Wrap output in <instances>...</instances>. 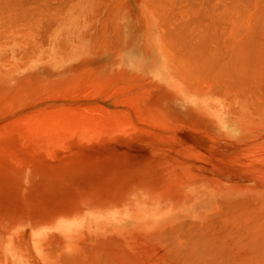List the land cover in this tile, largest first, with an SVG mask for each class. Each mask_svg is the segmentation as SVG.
I'll return each instance as SVG.
<instances>
[{
    "label": "rangeland",
    "instance_id": "rangeland-1",
    "mask_svg": "<svg viewBox=\"0 0 264 264\" xmlns=\"http://www.w3.org/2000/svg\"><path fill=\"white\" fill-rule=\"evenodd\" d=\"M263 9L0 0V264H187V234L240 236L220 251L235 259L264 244Z\"/></svg>",
    "mask_w": 264,
    "mask_h": 264
},
{
    "label": "bare ground",
    "instance_id": "bare-ground-1",
    "mask_svg": "<svg viewBox=\"0 0 264 264\" xmlns=\"http://www.w3.org/2000/svg\"><path fill=\"white\" fill-rule=\"evenodd\" d=\"M151 1H153V0H151ZM171 1H172V0H171ZM174 1H176V0H174ZM232 1H233V0H232ZM37 2H38V1H37ZM167 2H168V1H167ZM255 2H256V4H257V1H255ZM259 2H260V1H259ZM259 2H258V3H259ZM32 3H33V2H32ZM147 3H148V2H147ZM159 3H160V2H159ZM163 3H164V2H163ZM233 3H234V2H233ZM34 4H35V3H34ZM151 4H152V3H151ZM165 4H166V0H165ZM169 4H170V2H169ZM177 4H178V3H177ZM231 4H232V3H231ZM256 4H255V5H256ZM18 5H19V4H18ZM161 6H163V5H161ZM164 6H166V5H164ZM226 6H227V5H226ZM251 6H252V5H251ZM17 7H18V6H17ZM255 7H256V6H255ZM253 8H254V7H253ZM172 9H173V8H172ZM261 9H262V8H261ZM254 10H255V9H254ZM263 10H264V9H263ZM255 11H256V10H255ZM174 12H175V11H174ZM263 12H264V11H263ZM24 13H26V12H24ZM176 13H177V12H176ZM226 13H227V12H226ZM228 13H229V12H228ZM257 13H259V12H257ZM243 14H244V13H243ZM255 14H256V12H255ZM24 15H25V14H24ZM251 15H253V12H252ZM25 16L28 17L29 15H28V16L25 15ZM31 16H32V15H31ZM236 16H237V15H236ZM254 16H255V15H254ZM259 16H260V15H259ZM262 16H263V15H262ZM29 17H30V16H29ZM32 17H33V16H32ZM246 17H247V16H246ZM257 17H258V15H257ZM263 17H264V16H263ZM174 18H175V17H174ZM176 18H177V17H176ZM255 19H256V18H255ZM255 19H254V20H255ZM258 21H259V20H258ZM262 27H264V26L262 25ZM174 29H176V28H174ZM176 30H177V29H176ZM255 30H256V29H255ZM253 32H254V31H253ZM182 33H183V32H182ZM251 33H252V31H251ZM254 33H255V32H254ZM16 34H18V32H17ZM183 34H184V33H183ZM252 34H253V33H252ZM177 35L179 36V34H177ZM184 35H185V34H184ZM255 35L257 36V34H255ZM182 36H183V35H182ZM173 37H174V35H173ZM173 37H172V38H173ZM176 37H177V36L175 35V38H176ZM186 37H187V36H186ZM190 37H191V36H190ZM190 37H189V38H190ZM251 37H254V34H253V36H251ZM15 38H16V37H15ZM175 38H174V39H175ZM177 38H178V37H177ZM2 39H3V38H2ZM180 39H181V38H180ZM170 40H172V39H170ZM182 40H183V39H182ZM255 40H256V39H255ZM259 40H260V39H259ZM259 40H257V41H259ZM2 41H3V40H2ZM2 41H1V42H2ZM5 41H9V40H5ZM5 41H4V42H5ZM185 41H186V40H185ZM175 43H176V42H175ZM185 43H186V42H185ZM178 44H179V43H178ZM254 44H255V43H254ZM175 45H176V44H175ZM175 45H174V46H175ZM185 45H186V44H185ZM245 45H246V44H245ZM256 45H257V44H256ZM181 46H182V45H181ZM181 46H180V47H181ZM190 46H191V44H190ZM263 46H264V45H263ZM175 47H176V46H175ZM186 47H187V46H186ZM191 47H192V46H191ZM181 48H182V47H181ZM184 48H185V47H184ZM188 48H189V47H188ZM174 49H175V48H174ZM191 50H193V49H191ZM196 50H197V49H196ZM193 51H194V50H193ZM186 52H187V51H186ZM186 54H187V53H186ZM197 55H198V54H197ZM199 55H200V54H199ZM206 55H208V54H206ZM204 56H205V55H204ZM204 56H203V57H204ZM203 57H201V60H200V61L198 60V59H200V58L197 59V57H196V59H197V60H196L197 63H196L195 65H197V64H201V62H202V65H203V61H205V60L202 59ZM205 57H207V59H208V56H205ZM205 57H204V59H205ZM182 58H183V57H182ZM193 58L195 59V57H193ZM193 58H192V59H193ZM192 59H191V60H192ZM207 59H206V62L209 61V60H207ZM184 61H186V60L184 59ZM188 61H189V60H188ZM191 62H192V61H191ZM191 62H190V63H191ZM193 62H194V61H193ZM193 62H192V63H193ZM198 62H200V63H198ZM206 62H205V64H206ZM217 62H218V59H217ZM186 63H188V62H186ZM190 63H189V64H190ZM210 64H211V63H210ZM207 65H208V64H207ZM189 66H190V65H188V67H189ZM196 67H197V66H195V68H196ZM200 67H201V66H200ZM189 68H191V67H189ZM192 68H193V66H192ZM195 68H194V69H195ZM198 68H199V67H198ZM212 68H213V67H212ZM212 68H210L209 70L212 71ZM196 69H197V68H196ZM196 69H195V71H196ZM237 69H238V68H237ZM211 71H210V72H211ZM233 71H235V69H234ZM239 72H240V71H239ZM244 73H245V70H244ZM244 76H245V75H244ZM238 77H239V76H238ZM237 212L239 213V211H237ZM238 213H237L236 215L239 217L240 215H239ZM234 215H235V213H234ZM263 220H264V219H262L261 221H263ZM259 224H260V223H259ZM259 224H258V228H255V227H254L255 229H254V228L252 227V225H251L250 227H252L253 230H252V228H251V230H250V227H248V228H249V231H247L246 233L249 232L250 234L253 233V234L255 235V233H254L253 231L256 230V229H259V228L261 227V226H259ZM262 224H263L262 229H263V231H264V223H262ZM262 224H260V225H262ZM243 227H244V226H243ZM246 229H247V228H246ZM262 229H261V230H262ZM172 230H173V229H172ZM175 230H176V229H175ZM218 230H220V229H218ZM218 230H217V231H218ZM224 230H225V231L227 230L226 232H229V231H230L229 229H226V227H224ZM228 230H229V231H228ZM225 231H224V232H225ZM240 231H241V230H240ZM251 231H252V233H251ZM257 231H258V230H257ZM263 231H261V232L259 231V233H263ZM202 232H203V231H202ZM202 232H201V234L203 235L205 231H204L203 233H202ZM219 232H220V231H219ZM231 232H232V231H230L229 234H228V233H226V234H228L229 237L232 236L233 234L235 235V233L231 234ZM194 233H195V232L190 233V238H191L192 234L194 235ZM206 233H208V232H206ZM206 233H205V234H206ZM246 233H245V234H246ZM256 233H257V232H256ZM157 234H158V233H157ZM169 234H170V233H169ZM197 234H198V233H197ZM216 234H218V233L215 232V234L213 233L212 236L210 235V236H211L210 238L212 239V240H210V241L213 243V245L215 244L214 240H216L217 238L215 239V237H214V239H213L212 237H213V235L215 236ZM221 234H222V233H221ZM221 234H220V235H221ZM250 234H249L248 236H250ZM183 235H185V234H183ZM195 235H196V234H195ZM195 235L192 236V237H196L195 239L193 238V239H194V242H195V243L197 242L196 245L200 243V244H199L200 246H198V245L196 246L195 244H193V240H191V239H190L191 241L188 240V236H189V234H187V238H186V239H187V243H188V242H192V244H189L190 246H189V245H186V248H183V246H181L182 244H185L184 241H183V237L180 238V239H182V242H183V243H181V245L178 243V244L180 245V247H181L183 250L187 249L185 252L187 253V251H188V255H187V256H189V257L192 256L191 261L193 260V257H194V259L197 261V263H194L195 260L192 261L193 263L190 262V261H187V264H189V262H190V264H199L198 257H201V254H202L203 252L205 253L206 251H207V252L205 253L206 255L203 253V256L200 258V260L203 259L205 256H207L206 258L208 259V261L205 260L206 262H208L207 264H209L210 262H212V261H209V260L211 259V258H209V257H210V256L213 257L214 255L216 256V257L214 256V258H217V257H220V256H221V259H228L229 257H230V259H231L232 257L235 259L234 254H231V255L228 256V257H226V256L228 255L229 252H231V253L236 252V251H234V250H237V248L235 249V247H234V250H232V251H231V248H232V246H233L235 243L237 244L238 241H240V239H241L240 236H237L236 239L233 238V237H230V238H233V240L235 239L236 242H235V240H234V242H233V241L231 242V241L229 240V241H230V242L228 241V242H229V246H228V244H227L228 242H226V241H225L226 239L224 238V237H226L227 235H226V236H223L224 240H223V238H221V241H219V244L222 242L223 247H224V244H226L227 246L224 247L225 249H224L223 247H222V249H221V248H218V247H221V246H222L221 244L218 245V246H217V245H216V246H213V247H214L215 249H216V247H217V248H218L217 250H218L219 252H220L221 250H222V252H223V250H226L227 248L229 249V251H228V253L226 252V254H225V252H224V253L220 252V254H221V253H222V254H221L220 256H218V255H219V253H217L218 251L216 252V251L214 250V248H211V247L209 246V245H210V244H209L210 241H209V243H207L208 245L205 244V243H202L203 241L207 242V241L205 240V237H206V238L208 237L207 240L210 239L209 236H208V234H206L207 236H206V235H205V236L203 235V236L200 238V240H202V238H204V240H202V242L198 240V239H199V238H198V235H196V236H195ZM199 235H200V234H199ZM222 235H223V234H222ZM234 235H233V236H234ZM240 235H242V234H240ZM257 235H258V236H257ZM257 235H255V236H256L255 238L259 237V234H257ZM155 236H158V235L155 234ZM155 236H154V237H155ZM174 236H175V235H174ZM174 236H173V237H174ZM185 236H186V235H185ZM185 236H184V238H185ZM243 236H244V235H243ZM243 236H242V237H243ZM260 236H262V234H260ZM160 237H161V236H159V238H160ZM170 237H171V236H170ZM177 237H178V235H177ZM199 237H200V236H199ZM221 237H222V236H221ZM234 237H235V236H234ZM262 237L264 238V234H263ZM262 237H261V238H262ZM156 238H157V237H156ZM174 238H175V237H174ZM197 238H198V239H197ZM230 238H228V239H230ZM253 238H254V236H253ZM255 238H254V241H253V240H251V239H252V236H250V237H248V239H244V240H248V242H250V240H251L253 244L256 243V245H255V244H254V245H255L256 248H257V247H258V244H257V243H259L260 241H258V240L255 239ZM261 238H260V239H261ZM153 239H154V238H153ZM167 239H168V237H167ZM176 239H177V238H176ZM237 239H238V240H237ZM160 240H161V239H160ZM177 240H178V239H177ZM177 240H176V241H177ZM222 240H223V241H222ZM231 240H232V239H231ZM241 240L243 241V239H241ZM261 240H262V242L264 243V240H263V239H261ZM255 241H256V242H255ZM257 241H258V242H257ZM168 242H169V241H168ZM225 242H226V243H225ZM244 242H246V241H244ZM158 243H160V242H158ZM187 243H186V244H187ZM212 243H211V244H212ZM230 243H231V244L233 243L232 246H231V248H230V245H231ZM160 244H161V243H160ZM166 244H167V243H166ZM168 244H169V243H168ZM168 244L166 245L167 247H169ZM178 244H177V245H174V246L171 245V246H173V247H172V248L170 247V249L172 250V249L176 246L175 248H178V253H180L179 251H181V248H180V247H177ZM201 244H204V247H205V246H206V247L209 246V247L213 250V252H215L216 254L213 253L214 255L212 256V254H211V253H212V250H210L209 247H207L209 250L206 249V247H205V250H206V251H203L202 249H203L204 247L202 248V245H201ZM238 244H239V243H238ZM238 244H237V245H234V246L238 247L240 250L243 249V248H245V247H244V244H245V243L243 244V242L241 243V241H240V244H239V245H240V246H241V244L243 245V246H241V247L238 246ZM253 244H251V243L248 244V243H247L248 249H247V248L245 249V250H247V251H251V250H252L253 253H251L250 255H246L247 257L244 256V255H245L244 253H243V254L241 253V254H242L241 256H244L245 258L242 257V259H240L241 256L238 257V255H237L238 259L236 258V259H235L236 261L233 260V258H232L231 260L228 259V260H227L228 262L226 261V263H227V264H229V263L232 264V263H233L232 261H234L235 263H233V264H237V261L242 260V262H243V260H244V261H246L245 264L248 263V262H249L248 264H250L251 261H253L252 264H255L254 261H256L255 259L258 257L257 255L260 256L264 251H263L261 254H260V253H257V254H256V252L258 251V249H259L260 247H261V248H260L259 250L262 251V250L264 249V244L260 243L261 246L259 245L260 247L257 248V251H255V253H254V250H253V249H255V246H254V248L252 247ZM163 245H164V244H163ZM163 245H161L162 248H164ZM192 245H193V246H192ZM262 245H263V246H262ZM187 246H189V248H192V249H193V247L195 246L196 249H198V250H195V252H196L197 255H199V256L196 257V253L194 254V252H193L194 250H192V249L189 250V249L187 248ZM249 246H250V247H249ZM184 247H185V246H184ZM198 247H201L202 249H201V248H198ZM226 247H227V248H226ZM251 247H252V248H251ZM249 248H250V250H249ZM262 248H263V249H262ZM228 249H227V250H228ZM239 249H238V250H239ZM227 250H226V251H227ZM240 250H239V251H240ZM189 251H191V253L193 252L192 254H194V256H193L192 254H189V253H190ZM200 251H202V252L200 253ZM210 251H211V253H210L211 255L209 254ZM233 251H234V252H233ZM175 252H177V250H173L172 253L174 254ZM178 253H176V254L179 255ZM198 253H199V254H198ZM246 253H247V252H246ZM180 254H182V252H181ZM184 254H185V253L183 252V254H182V255H183V258H184V256L186 255V254H185V255H184ZM208 254H209V255H208ZM217 254H218V255H217ZM236 254H237V253H235V256H236ZM253 254H256V255H253ZM222 255H225V258H224ZM232 255H233V256H232ZM251 255L254 256V257H251V259H250V260L248 259V260H249V261H248L247 258H248V256H249V258H250ZM263 255H264V253H263L261 256L263 257ZM180 256H181V255H180ZM187 256H186V257H187ZM256 256H257V257H256ZM166 257H167V256H166ZM195 257H196V258H195ZM255 257H256V258H255ZM169 258H170V257H169ZM206 258H204V259H206ZM253 258H254V259H253ZM260 258H261V257H260ZM260 258H259V260H260ZM161 259H162V258H161ZM161 259H160V260H161ZM185 259H186V258H185ZM219 259H220V258H219ZM239 259H240V260H239ZM262 259H263V258H261L260 261L257 259V260H258V263L256 262V264H261V262L264 261V260H262ZM168 260H169V259H168ZM182 260H184V259H182ZM187 260H189V259H187ZM212 260L214 261L215 259H212ZM229 260H230L231 262H230ZM161 261H162V260H161ZM164 261H165V260H163V262H164ZM176 261H177V260H176ZM184 261H185V260H184ZM205 261H203V264H206ZM215 261H216V262L219 261L217 264H225V260H224V262H222V260H218V259L215 260ZM215 261H214V263H215ZM220 261H221L222 263H220ZM166 262H167V261H166ZM166 262H165V263H166ZM178 262H179V261H178ZM200 262H202V260H201ZM214 263L212 262V264H214ZM238 263H239V262H238ZM243 263H244V262H243ZM243 263H241V264H243ZM263 263H264V262H263ZM170 264H171V263H170ZM182 264H183V263H182ZM200 264H201V263H200ZM215 264H216V263H215Z\"/></svg>",
    "mask_w": 264,
    "mask_h": 264
}]
</instances>
